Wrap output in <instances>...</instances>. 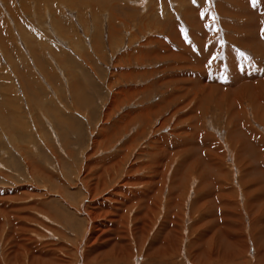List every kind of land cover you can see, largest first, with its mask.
I'll return each mask as SVG.
<instances>
[{
	"label": "rangeland",
	"instance_id": "obj_1",
	"mask_svg": "<svg viewBox=\"0 0 264 264\" xmlns=\"http://www.w3.org/2000/svg\"><path fill=\"white\" fill-rule=\"evenodd\" d=\"M0 264H264V0H0Z\"/></svg>",
	"mask_w": 264,
	"mask_h": 264
},
{
	"label": "snow or ice",
	"instance_id": "obj_2",
	"mask_svg": "<svg viewBox=\"0 0 264 264\" xmlns=\"http://www.w3.org/2000/svg\"><path fill=\"white\" fill-rule=\"evenodd\" d=\"M193 2L195 3L196 0H193ZM252 2H253V5H255V4L258 2V0H252ZM202 15H203V14H202ZM240 55H241V56H245V54H244L243 52H241ZM245 58H247V57H245Z\"/></svg>",
	"mask_w": 264,
	"mask_h": 264
},
{
	"label": "bare ground",
	"instance_id": "obj_3",
	"mask_svg": "<svg viewBox=\"0 0 264 264\" xmlns=\"http://www.w3.org/2000/svg\"><path fill=\"white\" fill-rule=\"evenodd\" d=\"M239 62H240V61H239ZM232 64H233V63H232ZM222 69H223V68H222ZM222 75H223V74H222ZM222 75H221V76H222ZM258 75H259V74H258ZM225 76H226V75H225ZM227 79H228V78H227ZM235 83H236V82H235ZM261 83H262V82H261ZM213 84H214V83H213ZM213 84H212V85H213ZM218 84H219V83H218ZM245 90H246V89H245ZM176 95H177V94H176ZM221 105H222V104H221ZM252 105H253V104H252ZM196 117H197V115H196Z\"/></svg>",
	"mask_w": 264,
	"mask_h": 264
}]
</instances>
